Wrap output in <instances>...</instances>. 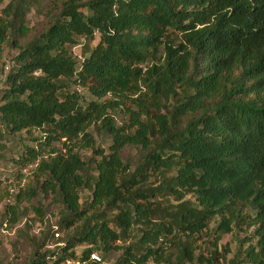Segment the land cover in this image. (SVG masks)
Returning <instances> with one entry per match:
<instances>
[{
	"label": "trees",
	"instance_id": "obj_1",
	"mask_svg": "<svg viewBox=\"0 0 264 264\" xmlns=\"http://www.w3.org/2000/svg\"><path fill=\"white\" fill-rule=\"evenodd\" d=\"M41 4L0 13V146L40 132L1 155L27 183L0 180L8 224L43 229L23 264H220L244 227L227 263L264 264V0H60L30 26Z\"/></svg>",
	"mask_w": 264,
	"mask_h": 264
},
{
	"label": "rangeland",
	"instance_id": "obj_2",
	"mask_svg": "<svg viewBox=\"0 0 264 264\" xmlns=\"http://www.w3.org/2000/svg\"><path fill=\"white\" fill-rule=\"evenodd\" d=\"M11 1L12 0H4V2L0 4V13L1 10ZM41 3L42 4L38 6V8L34 7L28 14L30 26L46 21L48 19V14L56 13L60 7V0H41ZM74 51L79 56L81 52V46L75 47ZM12 56L13 53H11L9 50H6L4 53L3 61L6 72L13 66V61L11 60ZM2 74L3 73L0 71V77ZM79 90L83 95L89 97L87 90L82 88H79ZM135 97L139 96L137 95ZM115 116L119 124H123L128 120V117H126V114L123 111L116 113ZM92 129H94L93 134L97 138L98 146L107 148L110 144V141L100 137L98 129ZM37 137H40V132L38 131L34 132L32 135L24 133L21 137V140L18 138L14 142L7 140L3 146H0V180L2 181L1 188L3 190L8 188L11 190V194L16 195L19 190L26 188L27 183L26 179L22 182L17 180L18 176L15 175V172L17 170L19 171V169L12 167L11 162L4 160L1 155H4L5 151L9 148H12L13 151L20 148L22 149L24 144L27 146H38V141H36ZM43 148L45 154L48 155L52 149L61 150L63 148V144L60 142H55L51 147ZM84 155L85 158H89L91 156V152H84ZM6 156L4 155V157ZM24 174L28 176L32 174V167H28L24 171ZM14 195L11 200H3L0 203V264H23L26 262L33 252L35 242L34 240L38 238L40 231H43L41 226L38 224H35L36 226H32V228L25 229V224L30 222V218L35 216L33 212H31L26 219L14 227L8 224L6 217L7 204L13 203L12 201L15 198ZM48 203L49 202H47V204ZM213 227L214 224H211L210 229L202 233V235H200V237L197 239V246L199 248L198 253H204L205 257L211 256L209 249L211 250V246H214L217 243L215 236L212 235ZM249 234L248 228L244 227L243 229H239L231 234L223 236L217 247L224 260L220 264H228L227 262L231 261L235 257V254L241 244L244 246V248L248 246L250 243ZM62 235L65 237L66 233L62 232ZM175 250L176 247H172V252H175ZM78 251L80 252L81 249H78ZM96 254L100 257L98 253ZM119 255L120 253L114 252L108 256L107 262L114 263Z\"/></svg>",
	"mask_w": 264,
	"mask_h": 264
},
{
	"label": "built area",
	"instance_id": "obj_3",
	"mask_svg": "<svg viewBox=\"0 0 264 264\" xmlns=\"http://www.w3.org/2000/svg\"><path fill=\"white\" fill-rule=\"evenodd\" d=\"M57 236H58V235H57ZM92 258H93L94 260L100 261V257H99L97 254H94V255L92 256ZM68 264H70V262H69Z\"/></svg>",
	"mask_w": 264,
	"mask_h": 264
}]
</instances>
